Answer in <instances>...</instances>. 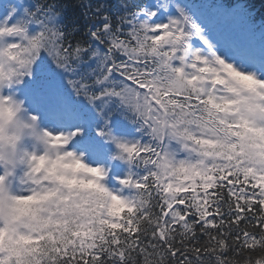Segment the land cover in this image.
Instances as JSON below:
<instances>
[{
	"label": "snow or ice",
	"instance_id": "snow-or-ice-1",
	"mask_svg": "<svg viewBox=\"0 0 264 264\" xmlns=\"http://www.w3.org/2000/svg\"><path fill=\"white\" fill-rule=\"evenodd\" d=\"M108 8L81 40L0 2V148L43 144L0 171V264H264V29L221 0Z\"/></svg>",
	"mask_w": 264,
	"mask_h": 264
},
{
	"label": "trees",
	"instance_id": "trees-1",
	"mask_svg": "<svg viewBox=\"0 0 264 264\" xmlns=\"http://www.w3.org/2000/svg\"><path fill=\"white\" fill-rule=\"evenodd\" d=\"M62 3L67 17V23L75 21L80 31L76 34V39L87 40L85 29L87 26H96L101 23V20L94 15V9L97 5L106 3L109 5L108 11L115 14L120 9L122 3H126L131 7L141 6V0H58ZM251 6L258 10L264 19V0H251ZM85 13L93 16V19L86 20Z\"/></svg>",
	"mask_w": 264,
	"mask_h": 264
},
{
	"label": "clouds",
	"instance_id": "clouds-1",
	"mask_svg": "<svg viewBox=\"0 0 264 264\" xmlns=\"http://www.w3.org/2000/svg\"><path fill=\"white\" fill-rule=\"evenodd\" d=\"M19 115H23V113H20ZM9 134H11V130L9 131ZM43 144H36L34 141L30 138L29 135H25L23 140L18 143L17 148L15 149L16 155L13 156V149L10 145L5 144L2 148H0V152L3 153V158L0 159V171H3L5 169V166L7 164L8 170L13 172L14 174H19L21 171V166L19 164V156L22 151H35L38 149H42ZM15 160V165L9 163V161Z\"/></svg>",
	"mask_w": 264,
	"mask_h": 264
}]
</instances>
